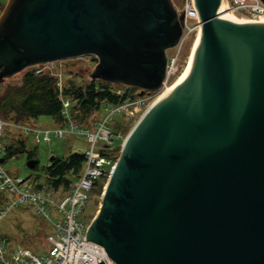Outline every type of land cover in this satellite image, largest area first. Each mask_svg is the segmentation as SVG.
Here are the masks:
<instances>
[{"label":"water","instance_id":"1","mask_svg":"<svg viewBox=\"0 0 264 264\" xmlns=\"http://www.w3.org/2000/svg\"><path fill=\"white\" fill-rule=\"evenodd\" d=\"M193 1L200 38L187 75L126 135L86 228L109 264H264V22L222 19L221 0ZM175 5L7 0L0 83L93 56L91 79L158 91L184 27Z\"/></svg>","mask_w":264,"mask_h":264},{"label":"built area","instance_id":"2","mask_svg":"<svg viewBox=\"0 0 264 264\" xmlns=\"http://www.w3.org/2000/svg\"><path fill=\"white\" fill-rule=\"evenodd\" d=\"M178 11L184 13V27L178 44L173 48V53L167 55L166 74L163 86L154 94L159 93L168 83L169 77L177 71L178 52L183 43L200 31L198 13L193 0H178ZM224 0H221V3ZM231 2L228 10L243 11L246 14L245 21L264 22V4L261 0H228ZM221 5V4H220ZM52 61L31 66L35 73L47 72L56 77V85L60 94L63 88V78L57 71L56 63ZM150 97L132 99L127 96L117 104H105L104 115L90 125H77L70 113L71 101L61 95L62 115L64 124L49 129H33L20 126L24 136H31L32 142L51 141L52 137H64L67 135H79L86 139L87 150L79 176L73 180L68 189L62 186L52 187L41 183L39 188H30L26 178L12 177L2 167L0 162V192L4 194L3 207L0 208V220L13 207L22 203H30L34 211L52 224V233L47 234L44 240L47 244V255L38 257L29 248H19L8 251L7 240L0 236V264H97L105 260L111 262L104 248L86 239L88 223L77 218L86 205V192L90 190L98 178L108 177L117 158L113 151V137H119L120 132L111 127L114 117L122 114L123 117H132L140 112ZM143 112V111H142ZM4 122L0 118V158L4 156L5 144H3ZM51 212H54L55 219Z\"/></svg>","mask_w":264,"mask_h":264},{"label":"rangeland","instance_id":"3","mask_svg":"<svg viewBox=\"0 0 264 264\" xmlns=\"http://www.w3.org/2000/svg\"><path fill=\"white\" fill-rule=\"evenodd\" d=\"M6 2L7 0H0V13L2 12ZM178 3L179 1L176 0L175 7L179 9L180 5ZM223 4V12H231L228 10L229 6L232 5L231 2L224 0ZM231 13L236 20H244L246 17V14L243 13V11H234ZM193 43L194 40L191 42L190 38H188L183 43L178 52L176 61L177 71L175 74L169 77L168 83L159 93L154 94L153 92L155 91L140 92V89L136 87L120 84L114 85L112 89L117 92H123V89H125L128 92L129 97L132 99L149 96L150 98L148 99L145 107L147 108L154 101L160 98L163 92L166 91V88L172 86V84L175 83L176 77L179 73V75L182 74L181 71H184L186 63L191 55ZM171 53H173V48L167 50V55H170ZM95 63V57L83 56L62 60L57 62L55 65L57 67V71L61 73L63 81L67 78H73L77 83H82L90 77L89 73L93 69ZM20 78L21 74L18 73L10 78L5 79L2 83H0V93L3 92L4 87L8 83L19 82ZM142 111H145L144 107L140 112L133 115L132 117L125 118L122 114H117L114 117L111 127L115 131H119L120 135L119 137H113V145L115 146V149L113 151L106 149V152H112L113 156H115L117 150H120L126 135L142 115ZM103 115L104 105H102L98 112H94L91 115V119L87 124L78 123L74 119L73 120L77 125H90ZM0 118L5 124L3 127V144L13 141L15 137H22L25 140L27 145L26 147L32 149L35 152L36 158L38 159L36 168H28L25 164L27 160V151H24L17 155L8 156L6 160L1 163L2 167L12 177L20 176L26 178L30 188H33L38 182L44 183L47 175L45 168L51 162L50 157L52 155L64 157L75 152L84 153L88 148L86 139L79 135H67L60 138L52 137L51 141L34 144L32 142L31 136L27 137L21 133L20 126H27L33 129H49L64 124L63 121L61 123H55L50 116L41 115L37 118L29 119L27 121H15L10 118H3L1 115ZM36 176H38V178H36ZM76 178L77 176L73 172H68L64 176V180L70 183ZM107 178L104 180L103 178L96 179L90 190L86 192V205L84 209L77 214V218L83 220L84 223H89V221L98 211L101 201V194ZM4 201V194L3 192H0V208L4 206ZM51 216L53 219H55L54 212H51ZM52 232V224L46 221L43 216L37 214L30 203H22L11 208L0 220V236L6 238L8 251L26 247L38 257L46 256L48 250L44 237Z\"/></svg>","mask_w":264,"mask_h":264},{"label":"trees","instance_id":"4","mask_svg":"<svg viewBox=\"0 0 264 264\" xmlns=\"http://www.w3.org/2000/svg\"><path fill=\"white\" fill-rule=\"evenodd\" d=\"M194 38L195 33L190 36V41L192 42ZM19 73L21 74L20 81L8 83L0 93V115L15 121H27L44 115L50 116L55 123H61L63 121L61 95H63L72 103L70 107L72 118L78 123L87 124L91 115L98 112L102 105L117 104L129 96L125 89L123 92L113 90L116 84L90 77L82 83H77L73 78L65 79L60 94L55 76L47 72L35 73L32 67L25 68ZM26 146L22 137H15L13 141L6 143L4 161L8 156L24 151H27V159L36 158L35 152ZM118 155L119 150L115 158ZM84 159V153L77 152L64 157L54 156L45 168L47 175L44 184L68 189L70 182L64 180L65 174L73 172L78 177ZM106 178L104 177L103 180ZM41 186L42 184L38 182L33 188Z\"/></svg>","mask_w":264,"mask_h":264},{"label":"bare ground","instance_id":"5","mask_svg":"<svg viewBox=\"0 0 264 264\" xmlns=\"http://www.w3.org/2000/svg\"><path fill=\"white\" fill-rule=\"evenodd\" d=\"M224 1L221 3L220 7L218 8V15L222 18V19H226V20H230V21H235V22H251V21H245V20H236L232 13L231 12H223L222 8L224 6ZM223 12V13H222ZM200 38V31L196 34L195 38H194V43H193V48H192V51H191V55L186 63V66L184 68V71L182 72L181 71V75L178 74V76L176 77V80H175V83L172 84V86L166 88V91L163 92V94L160 96H164L166 95L167 93H169L176 85H178L181 81H183V79L186 77L187 75V72H188V69H189V66L191 64V61H192V58H193V55H194V48L198 42Z\"/></svg>","mask_w":264,"mask_h":264}]
</instances>
